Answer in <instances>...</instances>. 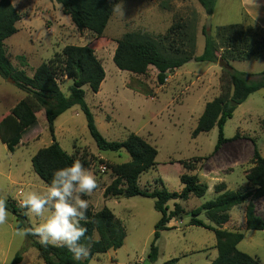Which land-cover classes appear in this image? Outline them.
Segmentation results:
<instances>
[{
  "label": "rangeland",
  "instance_id": "obj_1",
  "mask_svg": "<svg viewBox=\"0 0 264 264\" xmlns=\"http://www.w3.org/2000/svg\"><path fill=\"white\" fill-rule=\"evenodd\" d=\"M22 19L16 23L17 32L4 41L8 60L16 69H23L32 77L42 62H48L60 54L67 45L88 46L100 61L105 77L97 93L83 86L85 103L93 115L94 124L108 141H122L133 133L153 146L157 155L156 166L140 175L138 187L152 191L164 186L170 192H180L179 176L183 173L196 175L207 186L201 198L167 203L170 210L178 203L184 215L171 220V229L159 232L156 241L158 257L149 263L147 255L153 240L154 226L160 214L154 209V200L147 197H104V190L114 179L112 167L129 161V155L120 152L99 151L91 138L84 114L79 106H73L54 121V138L74 160H80L85 169L97 178L98 187L90 196L89 210L97 212L109 209L121 221L126 237L116 251L95 255L89 264H209L217 257L215 237L211 230L189 226L190 212L216 197L214 187L224 183L227 190L235 191L246 184L244 173L252 167L251 142L264 157V89L257 91L236 106L232 117L226 121L223 134L230 141L213 152L218 139V128L191 137L205 104L218 96L229 99L231 83L229 72L217 63L190 60L168 74L166 82L158 85L157 71L149 67L146 74L136 75L120 71L112 57L116 42L126 33H138L168 45L175 40L169 29L175 24L192 22L196 28L194 56L203 51L206 25L203 8L196 0H110L114 12L103 34L96 37L87 30H78L61 6L54 0H10ZM119 5V7H117ZM242 23L243 27L262 28L249 35L253 45L264 43V1L262 0H215L206 31L215 37L220 26ZM168 35V36H167ZM255 45V44H254ZM253 45V46H254ZM258 59L229 61L230 68L248 74L264 71V50ZM195 60V59H194ZM56 83L68 97L72 81L56 76ZM28 99L35 109L36 126L28 130L14 153H9L0 141V196H7L18 210H22L16 197L20 192H44L47 186L33 172L31 158L52 143L43 109L13 81L0 77V123L20 101ZM237 135V138H234ZM234 138V139H233ZM242 145L241 158L234 154L236 143ZM69 155V154H68ZM195 169L187 170L183 163ZM161 180V181H160ZM161 182V183H160ZM256 214L264 219V197L254 199ZM247 202L229 211V220L223 229L243 234L239 251L257 258L264 264V230H248L245 223ZM26 216V215H25ZM197 219L215 227L202 212ZM19 224L20 227L16 228ZM33 226V221L16 220L11 213L8 222L0 225V264H10L14 255L27 245L19 264H44L37 251L30 247L27 237L18 236V229ZM35 240L37 237L33 236Z\"/></svg>",
  "mask_w": 264,
  "mask_h": 264
},
{
  "label": "trees",
  "instance_id": "obj_2",
  "mask_svg": "<svg viewBox=\"0 0 264 264\" xmlns=\"http://www.w3.org/2000/svg\"><path fill=\"white\" fill-rule=\"evenodd\" d=\"M61 6L64 15H67L78 30H87L100 37L114 12V4L110 0H54ZM206 15H212L215 0H196ZM22 16L16 11L10 0H0V77L11 79L20 91L33 99L42 109L47 123L52 143L40 149L31 158L33 172L48 186L51 183L55 170L69 166L74 158L61 149L54 138V121L73 106H79L85 116L88 132L99 151L120 152L124 150L129 155V161L112 167L114 179L104 190V197L130 198L134 196L147 197L154 200V209L160 214L154 226L153 240L150 244L147 260L154 263L158 257L156 241L159 232L171 229L167 225L184 215L183 208L174 203L170 210L167 203L175 200L186 201L191 196L201 198L207 191V186L199 182L196 175L183 173L179 176L182 184L180 192H170L164 186L152 191L141 190L138 187L140 175L156 166V149L141 137L129 133L122 141H108L97 130L93 115L85 103L83 86L87 85L91 92L97 93L104 80L105 73L94 51L88 46L67 45L60 54H56L48 62H42L34 70L32 77L26 75L23 69H16L8 60L4 41L17 32L16 23ZM262 28L251 26L243 27L242 23L229 24L217 27L215 37L203 28V51L194 56L196 28L192 22L178 23L169 29L168 35L175 40L168 45L159 43L146 35L126 33L116 42L112 57L114 65L120 71L136 75L146 74L149 67L157 71L158 85L166 82L168 74L182 67L190 59L217 63L222 60L245 61L258 59L264 43L257 39L253 45L249 35L252 31L260 32ZM167 35V36H168ZM231 93L229 99L218 96L205 104L196 127L191 133L196 138L201 133L209 132L214 126L218 128V139L213 152H217L222 145L229 141L223 134L227 120L232 117L236 106L242 104L249 95L264 89V71L258 74L240 72L232 67L228 70ZM65 76L72 81L66 97L56 83V76ZM236 103L233 106L231 103ZM36 126L34 107L27 101L20 100L10 111V114L0 123V141L9 153H14L24 134ZM234 138H237L235 135ZM233 138V139H234ZM252 167L245 171L246 184L235 191L227 190L224 183L214 187L216 197L190 212L189 226L211 230L215 237L217 257L209 264H260L257 258L251 257L238 250L237 246L243 239V234L237 231L223 229L229 220V211L245 202V223L248 230H264V219L255 212L254 199L264 197V157L253 141ZM183 166L193 172L192 166L187 163ZM161 181V180H160ZM161 183V182H160ZM8 211L16 220L25 219L24 210H18L13 202L7 199ZM202 212L215 226L204 224L197 219ZM89 222L87 236L98 240L91 249V256L85 261H74L66 248L43 246L32 235L27 236L30 247L37 251L38 257L44 264H89L95 255L104 254L110 250L116 251L123 245L126 232L123 224L113 213L102 208L97 212L88 209ZM84 224V222H81ZM20 225L17 224L16 228ZM27 245L21 248L13 257L10 264H19ZM177 259L171 260L173 264Z\"/></svg>",
  "mask_w": 264,
  "mask_h": 264
},
{
  "label": "clouds",
  "instance_id": "obj_3",
  "mask_svg": "<svg viewBox=\"0 0 264 264\" xmlns=\"http://www.w3.org/2000/svg\"><path fill=\"white\" fill-rule=\"evenodd\" d=\"M68 154L72 155L71 151ZM97 187L96 176L80 160L55 170L46 191H22L16 197L24 215L33 221L32 227L18 229L16 234L22 238L35 236L43 246L66 248L74 261L88 260L98 240L86 235L89 201L82 197L90 196ZM7 199L0 196V225L11 215Z\"/></svg>",
  "mask_w": 264,
  "mask_h": 264
},
{
  "label": "water",
  "instance_id": "obj_4",
  "mask_svg": "<svg viewBox=\"0 0 264 264\" xmlns=\"http://www.w3.org/2000/svg\"><path fill=\"white\" fill-rule=\"evenodd\" d=\"M210 18H211L210 15L206 17V25H205V30H206V31L210 28ZM190 61H191V62H194L195 60H194V58H192ZM218 65H219L221 68H223V69H226V70L230 69V65L227 64V63H225V62L222 61V60H218ZM8 80L11 81V79H8ZM231 104H232L233 106H236V103H234V102H232Z\"/></svg>",
  "mask_w": 264,
  "mask_h": 264
},
{
  "label": "crops",
  "instance_id": "obj_5",
  "mask_svg": "<svg viewBox=\"0 0 264 264\" xmlns=\"http://www.w3.org/2000/svg\"><path fill=\"white\" fill-rule=\"evenodd\" d=\"M262 1H264V0H262ZM256 93V92H255ZM254 94V93H253ZM252 95V94H251ZM251 95H249L248 97H250ZM248 99V98H247ZM230 141V140H229ZM228 141V142H229ZM228 142H226L225 144H227ZM224 144V145H225ZM251 144V143H250ZM242 145H244V147H247V146H249L248 145V142H244V141H239V143H236V145H234L235 146V149H233V151H236L234 154H236V155H238V157H240L241 158V147H242ZM223 146V145H222ZM251 147H252V144H251ZM252 149H253V147H252ZM245 174V173H244ZM222 183V182H221ZM226 187V186H225ZM168 227H172L171 226V223H169L168 225H167Z\"/></svg>",
  "mask_w": 264,
  "mask_h": 264
}]
</instances>
